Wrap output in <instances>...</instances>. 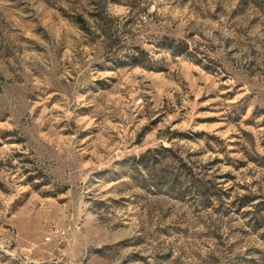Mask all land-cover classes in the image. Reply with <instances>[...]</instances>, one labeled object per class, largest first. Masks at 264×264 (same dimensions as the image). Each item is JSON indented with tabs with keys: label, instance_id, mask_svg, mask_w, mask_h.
Wrapping results in <instances>:
<instances>
[{
	"label": "rangeland",
	"instance_id": "1",
	"mask_svg": "<svg viewBox=\"0 0 264 264\" xmlns=\"http://www.w3.org/2000/svg\"><path fill=\"white\" fill-rule=\"evenodd\" d=\"M0 264H264V0H0Z\"/></svg>",
	"mask_w": 264,
	"mask_h": 264
},
{
	"label": "trees",
	"instance_id": "2",
	"mask_svg": "<svg viewBox=\"0 0 264 264\" xmlns=\"http://www.w3.org/2000/svg\"><path fill=\"white\" fill-rule=\"evenodd\" d=\"M82 25H84V24H82ZM84 29H85V28H84ZM103 32H104V30H102V33H103ZM105 33H106V32H105ZM106 35H107V37H109V38H111V39H112V36H113V35L111 36V34H110V33H109V34H107V33H106ZM111 47H113V46H111ZM142 54H143V53H142ZM132 60H133V61H137V60H138V58H135V57H133V58H132Z\"/></svg>",
	"mask_w": 264,
	"mask_h": 264
}]
</instances>
